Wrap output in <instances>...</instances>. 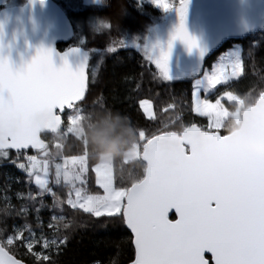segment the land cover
<instances>
[{
	"label": "snow or ice",
	"instance_id": "1",
	"mask_svg": "<svg viewBox=\"0 0 264 264\" xmlns=\"http://www.w3.org/2000/svg\"><path fill=\"white\" fill-rule=\"evenodd\" d=\"M31 2L34 4L36 0ZM39 2L43 4L44 0ZM152 2L165 11L171 7L165 0ZM188 3L189 0H179L176 9L179 25L168 42V50L161 49L158 57L145 50V55L165 80H170L173 42H183L189 51L198 47L185 27ZM108 27L107 23L101 25V29ZM2 33L3 24L0 23V36ZM119 46L127 47L123 41ZM115 50L116 47L108 49L109 52ZM200 54L205 55L203 51ZM69 55L76 57L77 67L69 63ZM59 59L61 64L57 67L54 52L40 48L30 62L14 68L10 59L3 55L0 44V157H7L9 149L16 150L17 157L22 156L26 161L18 167L34 180L38 194L51 192L50 183L62 184L68 189L66 202L71 208L97 218L122 222L132 235V264H209L206 253L211 254L212 264H264V176H247L240 155L221 135L226 108L221 100L226 97L233 103L236 95L225 92L214 103L200 96L201 90L208 93L216 85L236 78L242 69V59L238 57L216 66L205 75L203 85L192 93L195 111L207 117V124L187 127L201 140L183 144L175 167L165 166L157 136L141 130L147 171L139 183L130 186H116L103 166L94 164L90 168L83 154L62 156L60 162L50 160L47 143L34 140L25 123L20 124L15 134H3L6 128L22 121L37 107L54 108L60 120L69 124L83 114L79 102L84 100L88 88L89 54L72 49ZM257 100L264 102V91L259 93ZM147 105L148 101L140 103L145 116L151 119ZM29 148L37 155H28L25 150ZM217 169L223 170L226 180L235 185L242 199L213 198L210 183ZM90 171L95 175L97 188L102 191L88 190ZM53 197L55 200L54 193ZM64 202L55 201V206ZM173 211L175 218L170 219L169 213ZM58 219L62 217L53 216L47 225L53 231L52 237H47L42 230L37 235L25 225L24 229L0 241V264H21L8 248L14 241H19L40 264L48 261V254L33 249L36 245L42 249H58L64 243L57 236L58 224L52 222ZM63 226L68 227L67 224ZM25 231L28 236L24 235Z\"/></svg>",
	"mask_w": 264,
	"mask_h": 264
},
{
	"label": "trees",
	"instance_id": "2",
	"mask_svg": "<svg viewBox=\"0 0 264 264\" xmlns=\"http://www.w3.org/2000/svg\"><path fill=\"white\" fill-rule=\"evenodd\" d=\"M26 2L20 0L14 5ZM57 3L69 16L75 30L74 38L67 44H61L59 49L64 51L79 46L90 52V81L86 97L80 102L83 114L76 120L81 134L74 130V123L64 122L59 135L44 136L49 159L60 162L62 156L83 154L91 168L110 150L114 158L115 185L139 183L145 176L146 163L141 157L124 161L123 154L136 145L141 156V130L156 136L168 132L181 135L192 124L206 126L207 117L200 116L192 103L195 81L202 76L203 70L182 73L173 69L183 75L174 80L160 76L145 50L156 57L153 50L164 49L172 35L167 36V32L159 28L164 14L150 5L140 7L131 0H106L103 6L86 5L82 0ZM8 6H12L11 3L1 5L0 11ZM103 23L109 27L101 29ZM120 41L127 47L119 46ZM235 42L241 44L242 73L232 82L228 92L236 95L240 109L236 117L224 119L222 136L240 128L242 113L253 106L259 93L264 91V24L254 34L226 43L223 50ZM110 47H116V50L109 52ZM223 88L218 87L214 94L218 97ZM143 100L153 106L151 119L140 107ZM26 152L33 153L31 150ZM21 162H25L24 158H18L12 151H8L7 157H0V241L24 229L25 225L37 235L42 230L47 237H52L53 231L47 225L56 216L62 220L52 222L58 224L57 236L64 243L58 249L34 247L33 251L49 255L44 264L132 262V235L122 222L113 218H97L71 208L66 202L68 189L62 184L50 183L51 192L38 194L39 188L34 180L18 167ZM87 188L93 193L102 191L97 188L91 171ZM55 201L65 202L56 207ZM64 224L68 227L65 228ZM24 235L28 236V232L25 231ZM8 248L19 260L40 264L19 245V241H14Z\"/></svg>",
	"mask_w": 264,
	"mask_h": 264
},
{
	"label": "water",
	"instance_id": "3",
	"mask_svg": "<svg viewBox=\"0 0 264 264\" xmlns=\"http://www.w3.org/2000/svg\"><path fill=\"white\" fill-rule=\"evenodd\" d=\"M263 13L264 0H193L187 11L185 27L197 41L198 47L189 51L183 42L174 41L169 67L183 73L204 70L207 61L227 42L237 41L257 32L262 25ZM0 23L3 24L0 36L3 55L10 59L14 68L30 62L40 48L52 50L54 61L59 67L60 56L78 49L81 54H89L87 73L90 81V52L79 46L64 51L59 49L61 44H67L74 38L75 30L71 19L56 1L44 0L41 4L36 0L33 4L31 0H27L23 5L5 7L0 11ZM167 50L168 45L164 48V51ZM201 51L205 53L203 57ZM68 59L73 68L77 67L76 57L69 55ZM21 123L27 125L34 140L45 141L44 136L60 132L63 121L54 108L37 107L22 121L6 128L3 134H15ZM157 138L160 151L165 156L164 164L170 168L175 167L177 158L182 155L184 143L193 140L199 143L201 140L199 135L188 128L181 135L168 132L157 135ZM223 138L240 155L247 176H264V102L257 100L246 109L240 128ZM30 150L35 151L31 148L25 151ZM8 151L16 152L14 149ZM141 159L145 162L142 154ZM210 193L213 198L219 197L226 201L242 199V194L226 180L222 169L216 170L210 183ZM174 216V211L169 213L170 219ZM210 255L206 253L209 264H212ZM21 264L27 263L21 261Z\"/></svg>",
	"mask_w": 264,
	"mask_h": 264
},
{
	"label": "rangeland",
	"instance_id": "4",
	"mask_svg": "<svg viewBox=\"0 0 264 264\" xmlns=\"http://www.w3.org/2000/svg\"><path fill=\"white\" fill-rule=\"evenodd\" d=\"M54 1L65 2V0H54ZM82 1L86 5H93V6H103L106 3V0H82ZM131 1L140 7H143L145 5H150L156 9L160 10L164 14V18L162 19L161 23L158 26H159V28H162L163 30H165L167 32V36H171L173 31L176 29L177 25H179V16H178V13L176 10L177 7L179 6V0H165L166 3H169L171 5V7L167 11H165L161 7H158L156 4H154L152 2V0H131ZM18 2H20V0H0V6L4 5V4H9V3H11L12 6H14V4H17ZM192 2H193V0H189L188 9H189ZM166 42H168L167 39H166ZM153 51H154L153 53H155L156 57H158L160 54L161 48L159 47L157 49H154ZM238 57L241 58V50H240V47L238 45H235L231 50L221 54L219 56V58L217 59V61H215V63H213L212 67L205 69L203 71L202 76L199 77V79H197L195 81V90H197V88L199 86L203 85L205 75L210 74L211 71L216 66H218L222 63H227V62L233 61ZM240 75H241V72L234 79H237ZM169 77L171 80H174V79L182 78L183 75H181V73L174 71L172 68L169 67ZM234 79H232V80H234ZM232 80H230V82ZM222 84H224V83L216 85L214 88L210 89L208 93H205L203 90H201V92H200L201 98H207L209 101H211L212 99L207 95L212 94L214 91H216L217 87L222 86ZM224 93L220 94L218 96V98L223 97ZM224 99L227 100L226 97H224L223 100ZM143 101H147V100H143ZM211 102H213V101H211ZM226 104H228V102H226ZM225 107L226 108H225L224 113H223V119L221 121V124L224 121V119H226L227 117L231 116L234 113L233 110L231 108H229V105L225 106ZM147 109H148V112L151 114V117H153V115H154L153 106L151 105V103L149 101H148ZM228 110L231 111V113ZM73 126H74V130L77 132V134L80 135L81 130H80V127L77 125V122H75L73 124ZM139 157H141V156H140V153H139V150L137 147H133L132 149L126 151L123 154V159H124V161H127V162L133 161ZM96 165L103 166L104 170L108 173L109 177L114 179V158H113L112 154H109L107 156H105V154L102 155L100 157L99 161L96 163ZM52 171L54 172V168H52ZM114 184H115V180H114ZM45 250H47V249H45Z\"/></svg>",
	"mask_w": 264,
	"mask_h": 264
},
{
	"label": "flooded vegetation",
	"instance_id": "5",
	"mask_svg": "<svg viewBox=\"0 0 264 264\" xmlns=\"http://www.w3.org/2000/svg\"><path fill=\"white\" fill-rule=\"evenodd\" d=\"M263 24H264V13H263V17H262V26H263ZM235 45H238L239 47H240V50H241V59H242V49H241V44L240 43H238V42H235V43H231L226 49H224L223 50V48H221V50H219L218 52H216L208 61H207V63H206V68L205 69H207V68H211L212 67V65H213V63H215V61H217V59L219 58V56L221 55V54H223L224 52H227V51H229V50H231ZM224 47V46H223ZM241 73H242V70H241ZM241 76V75H240ZM239 76V77H240ZM238 77V78H239ZM237 78V79H238ZM237 79H234V80H232L231 82L230 81H228V83H224V84H222V86H220V87H224L223 89L224 90H222L221 91V94H222V92L223 91H225V92H228L229 90V88L231 87V84H232V82H234V81H236ZM230 82V83H229ZM218 88V87H217ZM224 93V92H223ZM210 95H212V96H209L212 100L211 101H213V102H215V100L218 98L215 94H214V92L212 93V94H210ZM210 101V102H211ZM226 102H228V104H226ZM221 103H223L225 106H228L229 105V108H231L232 110H233V114L231 115L232 117H236L237 116V114H238V111H239V103H238V101L237 100H235L233 103L232 102H229L228 100H221ZM229 111V110H228ZM230 113H231V111H229ZM242 115H243V113H242ZM241 121H242V117H241Z\"/></svg>",
	"mask_w": 264,
	"mask_h": 264
},
{
	"label": "clouds",
	"instance_id": "6",
	"mask_svg": "<svg viewBox=\"0 0 264 264\" xmlns=\"http://www.w3.org/2000/svg\"><path fill=\"white\" fill-rule=\"evenodd\" d=\"M94 139H95V138H94ZM99 143H100L101 145L103 144L102 141H100ZM109 154H111V153H110V150H109V152H106V153H105V156H107V155H109Z\"/></svg>",
	"mask_w": 264,
	"mask_h": 264
},
{
	"label": "built area",
	"instance_id": "7",
	"mask_svg": "<svg viewBox=\"0 0 264 264\" xmlns=\"http://www.w3.org/2000/svg\"><path fill=\"white\" fill-rule=\"evenodd\" d=\"M29 155H36V154H29ZM38 158H40V157L38 156Z\"/></svg>",
	"mask_w": 264,
	"mask_h": 264
}]
</instances>
